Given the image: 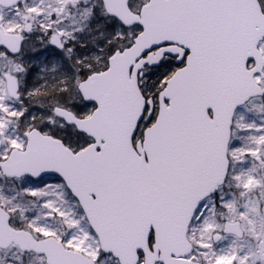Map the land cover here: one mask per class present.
<instances>
[{
  "label": "snow or ice",
  "instance_id": "snow-or-ice-1",
  "mask_svg": "<svg viewBox=\"0 0 264 264\" xmlns=\"http://www.w3.org/2000/svg\"><path fill=\"white\" fill-rule=\"evenodd\" d=\"M0 264H264V0H0Z\"/></svg>",
  "mask_w": 264,
  "mask_h": 264
}]
</instances>
